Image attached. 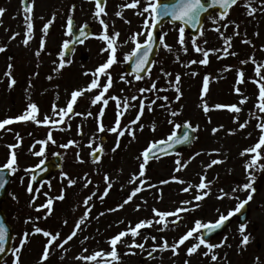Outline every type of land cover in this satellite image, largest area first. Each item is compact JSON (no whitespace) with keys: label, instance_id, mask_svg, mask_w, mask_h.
Returning <instances> with one entry per match:
<instances>
[{"label":"rangeland","instance_id":"obj_1","mask_svg":"<svg viewBox=\"0 0 264 264\" xmlns=\"http://www.w3.org/2000/svg\"><path fill=\"white\" fill-rule=\"evenodd\" d=\"M71 4H76V13L72 12ZM249 4L250 7H246ZM125 5H127L125 0L112 1L105 8L107 15L101 13V16L96 18L93 15L95 6L92 5V0H34L31 13L33 32L28 45L23 43L26 39V31H24L21 18L23 12L19 13L20 24L16 26L14 35L5 30L7 27L4 24L0 25L1 47L5 48L2 57L3 71L0 74V89L2 92L4 91L5 99L3 96V100H1L3 103L0 104V119L22 115L27 110L29 103H35L38 106V120H42L45 114L53 116V105H57L58 108L66 107L72 91L86 88L93 79L92 73L95 69L106 62L109 51L102 53L101 49L106 48L107 45L92 40L81 48L79 58H71V64L59 72L54 71L57 64L53 62L57 61L58 63L59 57L56 49L60 42L57 40L56 34L47 40V35L42 32V29L50 21L49 26L54 28L61 22L66 24L69 17L75 18L78 25H94L98 36L104 32L103 25L99 22L101 19L108 24L109 35L119 33L116 41L118 62L107 70L111 73L113 85L108 93H105L104 98L111 95L121 98V111L124 112L121 117V125L128 124L136 117L140 99H143L145 103L140 121L131 125L136 138L132 139L126 132L123 137H120V147L115 152H112L111 149L116 143V133L98 132L97 130L96 117L102 107V101L93 105L91 99L99 93L100 89L85 91L82 96L77 98V103L73 106L74 112L85 114L91 112L92 116L68 115L64 118L63 123H50L49 125L37 124L33 121H14L6 125L4 130L0 129V165L7 162L11 151H15L17 155L18 170L15 172V180L10 188V196L2 206L9 214L14 226L16 235L14 246L19 247L24 233L33 230V223H25V220L31 217L34 222L39 217L36 226L46 228L45 230L48 229L53 234L60 233L59 240L52 246L55 250L50 249L49 258L43 264H105L104 262H107L106 264H185L186 260L188 264H264V170H258L259 165H264V146L258 150L261 159L257 163V168L250 170L255 176L253 187L256 192L253 193V199L249 202L250 215L244 233L249 235L247 245L241 246L242 237L239 232V223L234 220L228 230L211 242L220 244L223 241L224 246L213 249L208 256L204 255L208 249L203 245L191 256L187 255V249L197 243L195 236L198 234L194 233L192 238H189L177 249L178 255H173L171 250L158 249L152 252L151 258L149 257L148 253L153 247L159 246L165 240L169 245L178 241L182 235L194 227L196 220L205 223L215 221L219 213L216 214L215 207L205 205V208L198 207L199 212L195 215V220H193L194 217H191V223L187 218L185 222L182 221L177 226L169 223L164 231H158L162 227L161 225L154 224L152 227H148V234L143 233L135 237V243L144 244L143 250L128 248L127 245L133 243V237L131 235L123 237L116 245L119 254L118 261H112L110 257L97 258V261L77 259L78 256H89L96 251L110 252L111 245L108 243L110 238L126 230L129 225L134 227L141 220L152 219L154 215L153 211H150L152 207L161 211H173L178 207L191 208L194 204L208 203L206 198L201 201L193 200L197 189H190L189 192H183L182 189L187 184L198 185L199 177L205 175L199 171L214 159L223 162L213 165L211 167L213 170H208L209 175H205V177L206 180L218 178L221 181H219L220 184H223V187L221 186L223 193L218 186L212 190L211 202L219 203L220 208L224 207L225 210L222 213L226 215L228 210L234 208L239 202L232 197H239L242 200L248 194L246 191L233 193L232 189L248 182L245 164L251 161L255 153L245 155H241V153L258 142L261 131L256 126L258 123L264 122V113L259 112L256 107L259 102L258 83L253 82L259 81V77H256L255 74L257 66H261V75H264V0H242L229 11L224 20H220L218 15L214 14L204 22L201 30L203 34L201 35L200 32L196 39L185 33L187 53L181 49L177 42L179 33L176 29L179 28V25L166 26L162 32L163 34L167 33L164 40L172 47V51L169 52L161 46L152 71L139 81L125 74L124 66L127 62L123 57L134 48L130 37L138 33H132L133 31L142 28L141 20L144 22L147 15L146 13L144 16L137 14L142 10L141 6L128 8ZM250 9H254L251 15L248 14ZM117 12L122 15L117 16ZM213 18L216 19V23H213ZM216 28H219L220 31H215ZM221 34L231 37V46L228 48L227 55L223 52L226 45ZM42 37L45 39V48L37 57L36 52L40 48ZM139 40L143 42L144 37L140 36ZM193 40L205 50H219L210 53L207 65L184 66L193 59H202V54L194 50ZM243 41H249V43ZM232 52L237 54L231 55ZM10 55L13 56L12 59ZM177 56L179 60H177ZM218 56L222 58L218 59ZM241 61L247 62L241 63ZM9 65H12L11 78L16 81L11 87H9L10 77L5 75L9 71ZM165 72L172 75L166 77ZM193 72L196 75L193 76L191 74ZM238 72L244 73L243 83H237ZM176 74H179L181 78L179 87L182 95L179 100L176 99L177 93L170 85V81L175 79ZM122 75L130 83L121 80ZM205 75L209 76L206 93L202 91ZM99 80L103 85L106 82V77L100 75ZM153 82L156 83L157 88L167 90L142 94L138 91L141 87L150 86ZM260 82L264 83V81ZM237 87L242 95L235 91ZM132 96H137L139 99H130L129 103L132 106L125 110L123 97L131 98ZM163 96H167L168 101L157 99V97ZM242 98H246V102L240 104ZM153 99L156 100V103L152 104L151 110H149L148 105ZM205 104L209 107L207 112L204 111ZM233 104L241 108L239 113L232 112L228 107H215L216 105L230 106ZM116 111V101L109 99L108 105L104 108L103 117L99 118L105 128L114 125ZM171 111H176L179 114L173 117L170 115ZM251 113L260 116L261 120L253 118ZM53 119L59 120V117L54 116ZM169 120H172L173 123L170 124ZM245 121H248L246 127L240 129L239 124ZM185 123H190L192 127L198 129L196 142L191 150L176 156L171 161L161 160L155 161L151 165L147 164L146 169L149 170L146 173L147 180L141 178L147 181L142 186L143 190L137 193L123 208H118V205L123 203L124 199L140 183L139 181L129 183V180L133 174L139 173V165L143 160L141 153L151 143L167 139L173 131L177 133L180 126ZM140 124L143 125L142 131L139 127ZM68 125L70 127H67ZM153 125L155 131H152ZM78 126L82 135L78 134ZM214 128L218 129L215 134L213 133ZM49 132H51L55 143L51 141H48L46 145L37 143L39 140H46ZM103 138H106V143L101 142ZM90 139L94 140L92 149L101 144L104 149L102 157L97 163H93L90 155L92 149L87 146ZM70 140L75 141L76 144L68 148L61 147L62 144H67ZM16 144L19 147L15 149L8 147ZM41 147L45 148L44 156L34 155L33 153L38 152ZM214 149L218 150V154L213 152ZM77 153L83 163L78 161ZM196 153H200V155H196ZM56 154L63 158L62 171L56 173L44 186L33 189L32 194L28 193L30 172L25 170L34 168L40 164L42 159L46 161ZM137 157L141 158L137 159ZM176 160H180L181 164L187 166L180 171H175ZM62 174H67V178ZM105 174L110 177L112 186L108 195L101 200L100 197L106 188ZM173 176L179 177L178 179L185 183L176 182L172 179ZM156 177L158 178L156 181L159 183L164 180L172 182L169 184L170 186L168 185L171 188L157 194L151 193V191L150 197H145V193H148L145 185L155 181ZM21 178H23V182H21ZM68 178L75 180L76 183L68 186ZM86 179H90L92 182L85 188ZM37 189L39 191H36ZM62 189L64 199H54L51 214L47 216V219H43L48 209L40 208L37 211V208L45 204L49 197L55 198L60 195ZM92 193L95 195L89 201V205H84V199ZM224 193L228 195H225L223 199L217 198ZM13 196L17 199H13ZM33 196L36 197L35 201L30 203ZM161 196L162 198H159ZM184 200L193 203L182 205L181 201ZM137 205H139V210H136ZM87 207H90L91 211L84 224H81L77 235L62 249L55 247L73 231L75 223L84 214ZM110 209L117 210L110 211ZM202 212L206 216L203 217ZM188 214L189 212H182L180 216L189 217ZM172 219L175 218L169 217L168 220ZM46 221L49 223L47 226ZM64 221L67 223L65 224ZM35 235L37 236L34 234L33 237ZM145 236H155L156 240L154 242L149 238L145 241ZM225 237H227L226 241ZM47 240L30 236L28 243L17 254L20 264H39ZM212 254L218 256L216 261L211 259ZM14 260L13 255L9 256L4 264H14Z\"/></svg>","mask_w":264,"mask_h":264},{"label":"snow or ice","instance_id":"obj_2","mask_svg":"<svg viewBox=\"0 0 264 264\" xmlns=\"http://www.w3.org/2000/svg\"><path fill=\"white\" fill-rule=\"evenodd\" d=\"M95 2V11L93 13V15L96 18H99L101 16V13H103L104 15H107V13L105 12V8L102 6V3H106V0H94ZM141 4V0H132L131 3H128L127 5H125V7L128 8H138ZM237 4V0H175L174 3H163L162 0H146L145 2V6L142 8L141 11H139L137 14L144 16L145 13H147L148 15L145 17L144 19V24H143V29L144 31L138 32L133 34L132 37H130L131 41L134 44V48L131 50V52L127 53L124 55L123 59L125 62L127 61H131L134 59V65H133V74L135 76L136 80H141L144 77L141 76V73H148L150 72V69L147 67L150 63V55L153 51V47L154 44L157 42V39L159 40V44L161 46H163L165 48V50L167 51H172V47L170 45H168L165 40H164V36L167 35V33L164 34H158L155 33V30L158 28L159 25H161L162 22H168V23H173V24H179V28L176 29L179 33V39H178V43L181 46V49L187 53L188 49L185 46V31H186V27H196L199 25H202V14L204 13H208L209 9H213V11L219 9L218 11V18L220 20H224L227 15L229 14V9ZM22 5H23V12L25 13V24H26V39L23 41V43L25 45H28L29 43V39H31V34L33 32V23L31 22L32 20V16L31 13L33 12V6H34V0H22ZM246 7H250L249 5H246ZM254 9H250L249 11V15H251L253 13ZM5 12V9L0 8V16L3 15V13ZM117 16H121L122 14L120 12L116 13ZM54 19V17H53ZM100 24L103 25L104 28V32L102 34H100L98 36L99 39H101L102 41H106L107 43V47L104 49H101V52H105V51H109V56L106 60V62H104L103 64L99 65L95 71L92 73L93 79L91 80L90 84L86 87V88H82V89H77V90H73L71 93V97L70 100L67 102L66 107H59L57 105H53L52 108V113L53 116H49L47 114L44 115L42 120H38L37 119V114H38V106L35 103H29L27 110L22 114L19 115L17 117L14 118H7L4 119L3 121H0V129H4L6 125H9L11 123H13L14 121H33L37 124H43V125H49L50 123L52 124H59V123H63L64 122V118L66 116L69 115V113L73 114V115H78V116H92L91 112H87L85 113H78V112H74L73 110V106L77 103V98L82 96L83 93L85 91H91L93 89H100L99 93L97 95H95L92 99H91V104L95 105L98 102L102 101V107L99 110V113L97 114V123H98V132H109V133H116L117 135V139H116V143L115 146L111 149L112 152H115L119 147H120V137H123L125 135V133L127 132V134L129 136L132 137V139H135V131L131 128V125L133 124H137L140 121L141 116L143 115V111L145 108V103L143 99H140V104H139V110L138 113L136 115V117L129 122L128 124L122 126L121 125V117L124 114L123 111H121V98H118L115 95H111L108 98H104L105 97V93H108L109 89L112 87L113 85V79L111 76V73L107 72V70L115 63L118 62L117 60V38L119 37V33H112L111 35L108 34L107 29H108V24L105 23L104 20H99ZM127 22V21H126ZM216 19L213 18V23H216ZM51 23V21L48 24H45L43 26L42 32L46 35L49 29V24ZM73 19L72 17H69L67 20V32L66 34L68 36H72L73 35ZM87 27V25H85L84 27H81L79 29V34L75 36V39L70 41V40H64L62 42V48L61 51L58 53V63L57 61H54V64H57V67L54 68V71L59 72L61 71L64 67H66L67 65L71 64V60H67L65 59V55L67 50L70 48V43L71 44H75L76 42L79 43H83V39H81L82 37H87L89 35V33H87L85 31V28ZM224 27H227V25H224ZM215 31L219 32L220 29L216 28L214 29ZM203 33L201 32V35ZM238 34V33H236ZM18 35V33H17ZM143 36L144 40L143 42H141L139 40V37ZM222 39L225 42L226 47L223 49V52L225 55L228 54V48L231 46V37H225L223 36V34H221ZM15 38V37H12ZM245 43H249V41H243ZM125 43H127V41H125ZM193 47L194 50L198 53L202 54V59L200 60H191L189 61L187 64H185V67L190 66L191 64H201V65H207L209 63V55L212 52H217L219 51L218 49H208L205 50L202 47L198 46L196 44V41L193 40ZM204 43H207V41H204ZM45 48V39L42 37L41 41H40V48L39 50L36 52L37 57L40 56L41 52L44 50ZM5 51L4 47H0V52ZM237 53L232 52L231 55H236ZM222 58V57H217ZM177 60H179V57L177 56ZM247 61H241V63H246ZM11 67L12 65H9V71L5 73L6 76L10 77V84L9 87H11L12 85L15 84V79L11 78ZM227 70V69H226ZM163 71V70H162ZM193 76L196 75L195 72L191 73ZM255 74L256 77H259V81H253V82H257L258 83V87H259V95H258V104L256 105V107L259 109V112L264 113V83H261L260 81H264V75H261V66H257L255 69ZM85 75H88V73H85ZM100 75H104L106 77V82L101 85L100 80H99V76ZM164 75L167 76H171V73H164ZM244 73L243 72H238V81L237 83H243L244 82ZM49 79H51L52 77H48ZM121 80H124L125 83H130V81H127L125 79V77L122 75L121 76ZM180 75L176 74L175 79L173 81H170V85L174 88L175 92L177 93L176 99L179 100L180 96L182 95L181 93V89L179 87L180 84ZM208 84H209V76L205 75L204 80H203V89L202 91L204 93H206L208 91ZM167 89H159L157 88V85L155 82H153L150 86L147 87H141L140 89H138V91L142 94L144 92H159V91H166ZM235 91L238 94L242 93L240 92V89L237 87L235 88ZM109 99L116 101V106H117V111H116V118H115V122L114 125L110 128H105V126L100 122V117H103L104 115V108L108 105ZM136 100L139 99V97L137 96H132L131 98L129 97H123V108L125 110H127L130 106L129 100ZM157 99H162L165 101H168V97L167 96H163V97H157ZM246 102V98H242L240 100V104H243ZM156 100L153 99L150 104L148 105L149 110H151V105L155 104ZM162 107L164 105H161ZM216 108H223V107H228L232 112L234 113H239L241 111V108L238 107L237 105L233 104L230 106H225V105H216ZM204 111L207 112L209 111V107L205 104L204 105ZM179 113L176 111H171L170 115L175 117L177 116ZM251 115L253 116V118H256L257 120H261V117L256 115L255 113H251ZM54 116H58L59 120H55L53 119ZM170 124L173 123L172 120L168 121ZM248 121H245L244 123L239 124L240 129H243L244 127H246ZM67 127H70V125H68ZM140 130H143V125L140 124ZM185 127L187 129H190L191 132H195L197 131V127H192V125L190 123H185ZM222 127V126H221ZM260 131H261V135L259 137L258 142L253 146L250 147L248 149H245L244 152L241 153V155H245L247 153H255V155L252 157L250 162H247L245 164V171L247 173V183H244L242 185H239L236 188L232 189V192L235 193L237 191H246L248 194L246 196V198L240 200L239 197H232L237 199L239 202L235 205L234 208L229 209L227 214L225 215L222 212H219V209H217V212H219L218 218L215 221H209V222H202L200 220H196L194 227L189 229L184 235H182L178 241L174 242L173 244L169 245L168 242L165 240L162 244H160L157 247H153L151 249V251H149L148 255L151 258L152 257V252L159 250H171L173 255H178L177 249L180 247V245H183L185 243V241H187L189 238H192L194 236V233L198 234L195 236V239L197 240V243H194L192 246H190L187 249V255L191 256L193 253H195L200 247L201 245H203L206 249H208L207 252L204 253L205 256H208L210 252H212L213 249L218 248V247H223L224 246V242L222 241L220 244H212L210 242H208V240L206 239V235L214 233L215 231L223 228L226 223L230 220L231 217L236 216L237 214L242 213V210L245 209L246 205L249 204V202L253 199V193L256 192V189L253 187V183L255 181V176L253 171H250L252 169H256L257 168V163L258 161L261 159V155L260 152L258 151L259 149H261L262 146H264V122L258 123L256 126ZM152 131H155V126H152ZM218 129L214 128L213 129V133L215 134V132H217ZM78 134L82 135V132L79 131V126H78ZM17 138L19 139V137L17 136ZM189 134L186 131L182 137H177L175 131L172 132L171 135H169L167 137V139L164 140H160V141H155L153 143H151L149 145L148 148H146L142 153H141V157L143 158L142 163H140L139 165V173L138 174H133L132 177L129 180V183H136L137 181H139L140 183L138 184V186L136 188H134L132 190V192L130 193V195L124 199L123 203H121L120 205H118V208H123L124 205L128 204L133 197H135L137 195V193H139L140 191L143 190V185L145 183H147L146 180L141 179L143 177H145V171H146V165L149 162L150 158H156L158 159V151L159 152H165L167 150V148H172L174 147L176 144H183V143H187L189 142ZM48 141H51L52 143H55V141L52 138L51 132H49L47 139L46 140H39L37 141V143L42 144V145H46L48 143ZM94 143L93 139L89 140L88 143V147L90 149H92V145ZM76 144L75 141H69L67 144H62L61 147L63 148H68L69 146H72ZM166 146V147H161V146ZM10 149H15L17 147H19L18 144L16 145H9L8 146ZM104 149L102 144L98 145L96 148L92 149L90 155L94 157L93 159V163H97L99 162V156H97V153H103ZM213 152L218 154V150H213ZM45 153V148L41 147L40 150L38 152L33 153L34 155L37 156H41L43 157ZM59 155V154H56ZM196 155H200V153H196ZM77 159L79 162L83 163V160L80 158L79 153L76 154ZM141 157H137V159H140ZM194 159V157H193ZM223 161L218 160V159H214L212 160L208 165H206V168H211L213 165L218 164V163H222ZM44 164V160L42 159L40 161V164L36 165V168H39L41 165ZM175 164L177 165V168L175 169V171H180L182 170V168L186 167V164H181L180 160H176ZM5 170L8 171L9 174H14L17 170H18V164H17V155L15 151H11L9 154V158L7 160V162L3 165H0V189L5 188V185L7 183H9V181L5 178ZM258 170H264V165H259L258 166ZM26 172H34L35 168H30V169H26ZM65 176V178H67V174H62ZM33 180H35V176L32 177ZM173 180H175L176 182L179 183H185V181L183 180H179L177 177L173 176L172 177ZM104 180L106 183V188L103 192V194L101 195L100 199L103 200V198L105 196L108 195V191L111 188V182H110V177L105 174L104 176ZM21 182H23V178H21ZM92 181L90 179H86V182L84 184V187H88V184H90ZM169 181L168 180H164L161 183L163 184H167ZM76 183L75 180L68 178V186H72ZM210 184L211 182L208 181L206 182V177L205 176H201L200 179V183L198 185H196V189H197V194L193 197L194 201H201L202 199H204L210 191ZM148 187H155V185L152 184H148ZM193 187V185L189 184L188 187H184L182 189L183 192H188L190 191V189ZM209 190V191H202V190ZM27 191L28 193L32 194L33 193V186L32 183L30 182L28 184L27 187ZM36 191H39L38 189ZM221 193H223V189L220 190ZM45 195L47 196V193H45ZM95 195V193H92V195L87 196L83 203L84 205H89V201L92 200V197ZM225 195H228L227 193H224L221 196H218V199H223ZM35 196H33L32 201L30 203H34L35 201ZM159 198H162L159 197ZM13 199H17V197L13 196ZM54 199H59V200H63L64 199V194H63V189L61 190L60 195H58L55 198L49 197L46 201L45 204L39 206V208H37V211L40 210V208H47L48 212L45 214V216L43 217V219H47V216L51 214L52 212V206H53V200ZM192 201L189 200H184L181 201L182 205H188V204H192ZM196 207H199L198 204H194L193 207L188 208V207H178L173 211H161L156 209L155 207L152 209L153 211V218L152 219H146V220H141L138 223L135 224V226H131L129 225V227L124 230L119 232L117 235L113 236L112 238H110V240L108 241V243L111 245V251L108 253L101 251H96L94 252L92 255L89 256H78L77 259L80 260H84V261H97V258H101V259H106L107 257H110L112 261H118L119 260V254L116 248V245L118 244V242H120L122 240L123 237L131 235L133 237V243L127 245L128 248H140V249H144V244L140 243L137 244L135 243V237L138 235H141V229L144 228H148V227H152L154 224L156 225H161L162 227L158 229V231H164L165 228L168 227L169 223L172 225H177L179 223L180 220L183 219L182 216H180V213L182 212H189V211H194ZM117 209H110V211H115ZM136 210H139V205H137ZM91 211L90 207L86 208V211L84 212V214L80 217V219L75 223L73 231L65 238L63 239L60 243L56 244L55 247L57 248H63L65 244H67L70 240L73 239L74 236L77 235V231L80 230L81 228V224H84L85 220L88 218L89 212ZM101 215H103V213H101ZM168 217H174L175 219H172L171 221H169L167 218ZM37 219H40L39 217ZM32 222V218L29 217L28 219L25 220V223H29ZM122 222V221H121ZM64 223L66 224L67 221H64ZM245 228H246V224L241 223L239 225V232L241 234V246L243 245H247L249 243V235H245ZM201 230H205L203 233L201 232ZM42 233L44 237L49 238L47 240V243L45 244L43 253L41 255V259L39 261V264H43L44 261H46L49 258L50 255V249L51 250H55L54 248H52L54 242H56L57 240H59L60 237V233L56 232L55 234H53L52 232L45 230L41 227L35 226L33 227L32 232H25L23 238L20 241V246L13 248L12 249V254L15 257L14 260V264H20V258L17 255L21 249L23 248V246L28 243V238L31 235L34 234H39ZM152 239L154 242L156 240L155 236H145V241H147V239ZM85 239H87V237H85ZM227 237L224 238V240L226 241ZM8 240V230L5 227L3 222H0V254L5 252V244ZM84 251H87V249H84ZM134 254V253H133ZM211 259L213 261H216L218 259V256L216 254H212L211 255ZM257 261H259V258H257ZM185 264H188V261H185Z\"/></svg>","mask_w":264,"mask_h":264},{"label":"water","instance_id":"obj_3","mask_svg":"<svg viewBox=\"0 0 264 264\" xmlns=\"http://www.w3.org/2000/svg\"><path fill=\"white\" fill-rule=\"evenodd\" d=\"M174 2H175V0H169V1H164L163 3H174ZM206 2H207V0H206ZM238 2H239V0H237V3ZM217 10L219 11V9H217ZM215 11H213V9H209L208 13L202 14V25H203V21L205 20V18H207L208 16L212 15ZM164 24H165V22H162L161 25H159L158 28L155 30V33L160 34V29H161V27ZM171 24H173V23H171ZM173 25H176V24H173ZM202 25H199V26H196V27H186V32H188L192 36L196 37V36H198V33H199ZM85 31L87 33H89V35L87 37H82L81 39H83V41H85L88 38H90L91 37V34H92L91 28H85ZM78 34H79V32L74 33L73 40L75 39V36L78 35ZM78 43L79 42H76L75 44H78ZM75 44H71L70 45V48L67 50L68 51V53L66 54L67 57H69L70 52H71V48ZM158 45H159V40L157 39V42L154 44L153 51H152V53L150 55V63L147 66L149 69H150V66H151L154 58H155L156 52H157L158 47H159ZM134 59L135 58H133V60H131V62L129 63V65L125 68L126 71L128 73H131V74H133ZM145 75H146V73H141V76L142 77L145 76ZM186 131L188 132L189 137H190L189 142L183 143V144H176L172 148H167V150L165 152H159L158 151L157 154H158L159 158L160 157L171 156V155L176 154L179 151L189 149L192 146L193 142H194L195 132H191L190 129H187L185 126H183L180 129V133L177 134L176 136L177 137H182L183 134ZM102 141L103 142H106L105 139H103ZM161 147H166V146H163L162 145ZM100 155H101V153H97V156H99V158L101 157ZM93 159H94V157H93ZM150 159H155V158H150ZM61 164H62V158H60V157H53L52 160H50L48 162H45L39 168H36L35 171L33 172V176H35V180L32 179L33 183L34 184L44 183V181H46L50 176H52L54 174V172H56L57 170H60ZM4 175H5V178L9 181V183H7L5 185V188L0 189V204L6 198V196L8 194L7 193V188L9 186V184L11 183L10 182L11 181V177H10V175H9V173H8L7 170H5ZM237 217L240 220V224L241 223H244L245 224L246 221H247V218H248V207L246 206L245 209L242 210V213L238 214ZM231 221H232V218H230V220L226 223V225L223 228L215 231L214 233H211V234L206 235V239L207 240H210V239L214 238L215 236H217V234L221 233L223 230H225L229 226V224L231 223ZM0 222H3L4 225H5V227L8 230V240H7V242H6L5 246H4L5 247V252L2 253V254H0V264H1L3 262L5 256H7L11 252V249H12L11 244H12L13 236L14 235L12 234V228L10 227V225H8L7 220H6V217H5V214H3V212L1 211V209H0ZM144 231H146V229ZM204 231L205 230H203V232Z\"/></svg>","mask_w":264,"mask_h":264},{"label":"flooded vegetation","instance_id":"obj_4","mask_svg":"<svg viewBox=\"0 0 264 264\" xmlns=\"http://www.w3.org/2000/svg\"><path fill=\"white\" fill-rule=\"evenodd\" d=\"M112 1H117V0H107V2L105 3V7L104 8H106L108 6V4H110ZM131 2H132V0H125L126 4L131 3ZM145 2H146V0H141L140 6L142 8L145 6ZM92 5L95 6L94 0H92ZM0 8L5 9V12L3 13V15L0 16V25L4 24L7 27V28H5V30H7L8 32L13 33V35H14L16 26L20 24V17L18 18L19 13L23 12V10H22L23 9L22 0H0ZM70 8H71L73 13H76V11H77L76 4H71ZM146 15H148V14L146 13ZM21 18H22L23 24H24V31H27L26 24H25V13L22 14ZM72 19L75 21V29H79L80 25H78L77 20H75V18H72ZM142 24H144V22H142V20H141V24L140 25L142 26ZM91 26H92V28H94V25H91ZM141 31H144L143 26H142V28H139L138 31H133L132 33L141 32ZM66 32H67V23L63 24L61 22V24H58V26H56L55 28L51 27L50 32H48L46 34L47 35V38H46L47 40L52 38V37H54V34H56V36L58 37L57 40H59L60 43H59L58 48L56 49L57 53H59L61 51L62 42L64 40L72 41L71 40L72 36L71 37L68 36L66 34ZM0 47H1V41H0ZM81 47H82V45L77 46V47H75L73 49V52H72V54L70 56V59L71 58H77V57L79 58L80 57L79 55L81 54ZM2 57H3V54H2V52H0V74L3 71V64H2V59L3 58ZM10 58L12 59L13 56L10 55ZM3 96H4V99H5L4 91L2 92L1 89H0V104L3 103V101L1 102V100H3ZM38 222H39V220L37 222H35V223L38 224ZM47 225H49V223L46 221V226ZM33 227H34V224H33Z\"/></svg>","mask_w":264,"mask_h":264},{"label":"trees","instance_id":"obj_5","mask_svg":"<svg viewBox=\"0 0 264 264\" xmlns=\"http://www.w3.org/2000/svg\"><path fill=\"white\" fill-rule=\"evenodd\" d=\"M172 159H174V158H171V159H165V161H171ZM152 163H148V165H151ZM208 170H213L212 168H210V169H208V168H206L205 167V165H204V167H202L201 168V170L199 171V172H201L202 174H204L205 173V175H209V173H208ZM149 172V170L148 169H146V171H145V177H143L144 179H146L147 180V178H146V173H148ZM204 175V176H205ZM153 176H155V175H153ZM162 178V177H161ZM177 178H179V177H177ZM200 179H201V176L199 177ZM162 179H164V178H162ZM156 180H158V178L156 177L155 178V181H153V182H151L150 184H152V185H155V187H148V185H145L146 186V190L148 191V193H145V197H150V192L151 193H153V192H155V194H157L158 192H162L163 190H167V189H169V188H171V187H169L170 185V182H168L167 184H163V183H159L158 181H156ZM208 181H210L211 182V184H210V191L209 190H202V191H209V194L205 197L207 200H208V203H205L204 205L203 204H198L199 205V207H204L205 208V205H208V206H210V207H215V212H216V214L217 213H219V212H222V211H224L225 210V208L224 207H219L220 206V204L219 203H214V202H211V199H212V196H213V191L212 190H214V188H215V186H218V188H219V190H221L222 189V187H223V184L221 183L220 184V180L218 179V178H215V180H213L212 178L211 179H207L206 180V182H208ZM220 181V182H219ZM162 182V181H161ZM172 184V183H171ZM198 184H199V182H198ZM169 185V186H168ZM188 185L189 184H187V186H185V187H188ZM196 185H193V187L191 188L192 190H194V189H196V187H195ZM222 186V187H221ZM189 192V191H188ZM154 207H152V209H153ZM152 209H150V211H152ZM217 209H219V212H217ZM207 214H209V212H207ZM201 215L204 217V216H206L205 215V213L204 212H202L201 213Z\"/></svg>","mask_w":264,"mask_h":264}]
</instances>
